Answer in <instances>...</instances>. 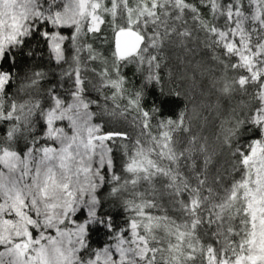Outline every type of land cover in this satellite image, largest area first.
I'll list each match as a JSON object with an SVG mask.
<instances>
[{
  "label": "snow or ice",
  "instance_id": "obj_1",
  "mask_svg": "<svg viewBox=\"0 0 264 264\" xmlns=\"http://www.w3.org/2000/svg\"><path fill=\"white\" fill-rule=\"evenodd\" d=\"M0 264H264V0H0Z\"/></svg>",
  "mask_w": 264,
  "mask_h": 264
},
{
  "label": "trees",
  "instance_id": "obj_2",
  "mask_svg": "<svg viewBox=\"0 0 264 264\" xmlns=\"http://www.w3.org/2000/svg\"><path fill=\"white\" fill-rule=\"evenodd\" d=\"M107 35V33H105ZM34 43V42H33ZM101 44V41H97V46L99 47ZM39 51L41 53H44V46L43 43H41ZM47 61L46 53H44L43 59L40 57H37L33 61H23V64H31L35 63L37 66H41L45 64ZM171 64L173 66V71L175 72V76L171 79H169L166 75L161 85L158 86H151L146 90L145 96L143 98V104L145 108H149L152 106H158L161 111V115H167L172 116L175 115L177 111L180 110L183 106V97L179 98L174 95L176 90H180L187 94L188 97H194L192 100L193 104H200L202 100H206L207 97L204 95V93L201 90V87L199 86V80L201 79L199 76H197V82L194 83L191 79L192 76V70L189 68L187 71H180L178 65L176 64L175 60L171 61ZM127 77L129 80V88L135 89L138 88L140 85L139 77L135 76L134 69L131 67L126 70ZM180 77H187L181 81ZM207 85V81L205 80V88ZM161 90L164 94L161 93ZM213 94V99H214ZM191 107V105H190ZM204 115H207L209 117L207 127L205 128V134L211 136L215 130L214 127V115L210 114L208 110H205ZM125 127H129L125 125ZM130 130V129H129ZM118 221L120 220V217L118 216L116 218ZM103 233H97L92 237V240L94 244L96 243H102L104 240Z\"/></svg>",
  "mask_w": 264,
  "mask_h": 264
}]
</instances>
